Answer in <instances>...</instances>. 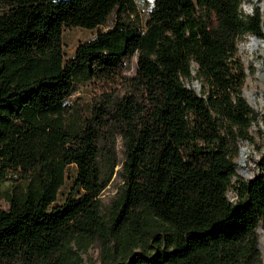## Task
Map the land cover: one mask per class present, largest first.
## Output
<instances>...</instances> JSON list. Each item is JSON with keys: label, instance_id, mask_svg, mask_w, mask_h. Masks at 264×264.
Returning a JSON list of instances; mask_svg holds the SVG:
<instances>
[{"label": "trees", "instance_id": "1", "mask_svg": "<svg viewBox=\"0 0 264 264\" xmlns=\"http://www.w3.org/2000/svg\"><path fill=\"white\" fill-rule=\"evenodd\" d=\"M241 2L153 0L141 24L133 0H0V264H82L96 239L108 264L258 263L264 153L232 179L258 119L237 41H264V13ZM112 14L64 58L65 26ZM77 82L93 94L68 104ZM118 136L122 186L103 211L100 148Z\"/></svg>", "mask_w": 264, "mask_h": 264}, {"label": "rangeland", "instance_id": "2", "mask_svg": "<svg viewBox=\"0 0 264 264\" xmlns=\"http://www.w3.org/2000/svg\"><path fill=\"white\" fill-rule=\"evenodd\" d=\"M136 11L141 24H143L148 16L149 10L153 4V0H133ZM241 9L245 12H251L253 7L258 6L264 13V0H242ZM114 15H110L106 24H101L95 28H85L82 26H65L62 33L64 58L73 55L74 48L78 41L86 40L92 37L98 28L106 29L113 22ZM256 40V42H255ZM255 42V43H254ZM237 57L243 62L246 77L242 90L243 95L258 113L256 123H252L248 139H240L237 144L239 153L236 157V176L237 178L248 179L259 170L258 160L264 153V41L261 38L254 37L253 34L246 32L239 36L237 41ZM127 73H133L136 65V55H133L128 61ZM192 85L199 88L196 79L192 81ZM93 94V88L88 83L77 82L74 89L66 96L65 102L72 104L76 100L89 101ZM246 145L247 151L245 157L242 155V147ZM102 146V145H101ZM124 158V147L122 139L118 136L110 149L106 147L100 148L99 159L102 166V175L108 177V183L100 191V200L102 210L107 211L112 200L118 192L121 191L122 180L120 177V169ZM75 165L70 164L66 168L64 184L58 193L57 201L61 202L72 184L75 176ZM11 178L9 176L0 180V187L4 188L9 184ZM228 196L234 199V190L228 189ZM258 235L257 247L260 253V259L257 264H264V219H261L256 227ZM82 264H108L106 251L103 249L100 240L92 241L86 249L81 251Z\"/></svg>", "mask_w": 264, "mask_h": 264}, {"label": "bare ground", "instance_id": "3", "mask_svg": "<svg viewBox=\"0 0 264 264\" xmlns=\"http://www.w3.org/2000/svg\"><path fill=\"white\" fill-rule=\"evenodd\" d=\"M255 42H256V40H255ZM254 42V43H255ZM247 146L246 145H244L243 147H242V155L245 157V154H246V151H247Z\"/></svg>", "mask_w": 264, "mask_h": 264}, {"label": "water", "instance_id": "4", "mask_svg": "<svg viewBox=\"0 0 264 264\" xmlns=\"http://www.w3.org/2000/svg\"><path fill=\"white\" fill-rule=\"evenodd\" d=\"M254 37H257L256 35H253ZM257 38H260V37H257ZM262 39V38H261Z\"/></svg>", "mask_w": 264, "mask_h": 264}]
</instances>
